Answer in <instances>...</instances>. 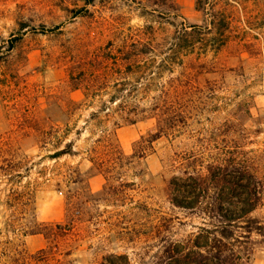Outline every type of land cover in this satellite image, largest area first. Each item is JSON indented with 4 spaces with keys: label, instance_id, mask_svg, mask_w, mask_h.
I'll return each mask as SVG.
<instances>
[{
    "label": "rangeland",
    "instance_id": "1",
    "mask_svg": "<svg viewBox=\"0 0 264 264\" xmlns=\"http://www.w3.org/2000/svg\"><path fill=\"white\" fill-rule=\"evenodd\" d=\"M175 52L201 73L191 110L149 145L155 120L131 109L180 73ZM217 159L248 165L264 227V0H0V264L191 259L213 222L182 195ZM248 226H231L237 264H264Z\"/></svg>",
    "mask_w": 264,
    "mask_h": 264
},
{
    "label": "trees",
    "instance_id": "2",
    "mask_svg": "<svg viewBox=\"0 0 264 264\" xmlns=\"http://www.w3.org/2000/svg\"><path fill=\"white\" fill-rule=\"evenodd\" d=\"M190 28L191 31L195 29L194 27ZM175 55L179 56V62L176 61L178 57L175 59L165 57L161 62L168 72H172L169 66H178L181 69L180 73L162 86L158 91V95L150 100L147 108L138 111L137 107L134 106L131 109L133 110V115L138 112L148 113L147 115L155 120L154 131L149 133L147 138H141L142 141L145 140L149 145L161 137H173L175 128L179 123L178 120L186 119L189 110H191V107H184L179 104L189 94L187 89H184L192 83L196 75L201 73L198 72V67H194L195 65L192 63L187 67H183L180 57L184 55L179 52H175ZM112 102L114 103L115 101ZM124 108L126 110V107ZM122 119L129 122L128 116L122 117ZM65 154V150H61L55 153L52 158ZM112 158L118 161L120 156L115 157L113 155ZM214 162L215 165L211 164L212 167L207 168L208 173H214V171L218 173V175L214 174L207 180L213 190H216L213 198L201 195L209 188L208 183L204 180H200L198 185L182 195L184 199L188 198L187 204L189 206L201 204V200H204V206L209 208L208 216H211L209 218L213 222L211 228L201 230V233L195 237L191 259L187 258L186 255H182L183 251L178 250V247L166 248L164 251L165 259L167 260L166 264H237L240 251L235 243H239V241L236 240L234 231L231 230L232 224L245 220V224L249 225L247 228L250 229V232H253L252 230L264 232V227L256 226L257 221L255 219L248 218L255 210L259 200L258 184L248 165L243 161L237 162L233 160L228 162L226 159H217ZM235 188L239 192L232 194V190ZM230 199L238 201L239 206L236 211L230 210ZM252 225L256 226L255 229H251ZM29 234L39 233L37 230L31 229ZM109 264L114 263L111 261Z\"/></svg>",
    "mask_w": 264,
    "mask_h": 264
}]
</instances>
